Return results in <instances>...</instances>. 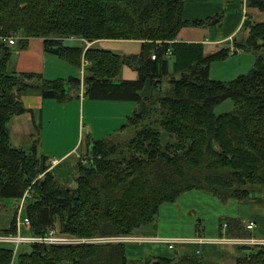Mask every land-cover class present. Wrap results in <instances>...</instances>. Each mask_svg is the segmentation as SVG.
Returning <instances> with one entry per match:
<instances>
[{
    "label": "trees",
    "instance_id": "obj_1",
    "mask_svg": "<svg viewBox=\"0 0 264 264\" xmlns=\"http://www.w3.org/2000/svg\"><path fill=\"white\" fill-rule=\"evenodd\" d=\"M184 3L0 0V37L13 31L27 39L42 38L47 52L77 66L83 54L88 62L83 79L86 98L138 106L122 127L131 132L130 138L88 139L86 164L79 161L75 166L77 187H64L48 172L47 158L39 155L36 140L28 150L11 145L8 125L13 117L30 112L20 95L34 90L44 99L64 102L67 86L35 74L7 72L11 49L0 42V207L7 208L6 200L16 202L28 191L27 235L45 236L57 225L61 234L76 238L129 236L151 225L160 205L188 191L226 203L256 199L254 188L264 189V21L246 19L242 37L232 41L235 52L254 54L252 69L230 82H213L210 64L225 51L205 57L201 44L176 42L183 28L209 23V19L184 20ZM245 4L264 9V0ZM70 37L142 44L138 55L119 57L98 49L83 53L62 47ZM123 66L134 70L137 79L115 83ZM80 85L79 80L71 81L75 89ZM226 100L233 109L216 116L215 107ZM226 226L228 237L247 238L240 221L229 219ZM0 234H16L14 216L8 227H0ZM245 248L248 255L236 264H264V245ZM27 249L12 264H130L121 243L29 244ZM11 253L10 247L2 248L0 264H9ZM140 264L200 262L184 256L156 257Z\"/></svg>",
    "mask_w": 264,
    "mask_h": 264
},
{
    "label": "crops",
    "instance_id": "obj_2",
    "mask_svg": "<svg viewBox=\"0 0 264 264\" xmlns=\"http://www.w3.org/2000/svg\"><path fill=\"white\" fill-rule=\"evenodd\" d=\"M182 18L186 21H204L209 19V23L202 26L183 28L178 33L176 42L201 44L205 57L225 51V56L223 55L221 59L211 62L208 73L210 81L230 82L241 75L247 74L252 69L255 60L254 54L242 51L235 52L232 41L233 39L242 37L243 33L241 29L246 19H250L255 23H262L264 21V9L260 11L256 8H247L245 0H185ZM77 41L79 40L65 39L62 42V47L81 49L83 53L88 49H98L124 57L138 55L142 44L141 41L137 40H98L86 42L85 44L79 41L76 46L65 45V42L73 43ZM10 49L11 57L6 65L7 72L35 74L45 81H63L66 84L65 86H67L66 95L68 98L64 102L48 100L42 98L34 90L20 95V102L30 112L15 116L10 120L8 125L10 143L16 148H21L28 144L31 147L33 145L32 138L35 136L39 155L47 158L49 164L48 172L60 185L69 189H75L77 187L75 182L76 163L81 161V163L86 164L87 143L82 146V142H79L81 138L80 132L79 135L75 133L74 136L75 127L77 130H80V125L83 126V124H80V121L83 118L84 109L91 110L92 116H90L89 122H87L90 129L99 128V138L97 140H119L117 137L125 131H122V127L126 123L127 117L134 113L138 106L132 102L129 105H120L119 103L125 101H93L86 98L83 95V79L88 62L85 61L84 63L80 60V64L77 66L67 62L58 55L47 52L42 38H30ZM137 77V73L134 70L128 66H123L119 78L115 83L122 80H136ZM72 80L80 81L81 85L79 89L71 86ZM72 94L74 97L71 96ZM57 108L62 110L63 113L61 114L66 113L68 116L64 115L55 119V132L52 136L48 137L49 146L46 147L42 141L44 137L40 132L42 133L43 130L41 131L40 122L37 123V116L39 115L42 120L44 111H53ZM67 117L70 118V122L67 121ZM36 126L39 127L38 133L36 132ZM25 137L26 144L17 142V140ZM68 138L69 141H66ZM89 138L88 134L87 141ZM13 143L17 146L13 145ZM77 147L79 150L81 149V152L79 151L78 157L75 156L74 161L71 162L69 161V157L75 153ZM80 155H82L81 159H79ZM190 192H196V190ZM184 194L177 199L179 201L176 200L160 205L159 209L163 205L171 204L163 208H167L169 211L171 207L170 211L174 212L173 215L164 217L157 213L158 220L154 221L150 227L148 225L138 233L129 236L109 237L114 240L122 237L128 239L126 242L121 243L124 245L128 263L140 264L146 259L156 257L175 259L187 256L197 259L200 264H236L238 258L248 255L249 250L245 247L249 248L258 245L250 244L248 240L254 239L264 243V217L252 214L251 210L248 209L249 205H246L248 213L245 216L250 218L249 220L241 218V214L231 212V216L222 222L220 217L226 215L228 209L227 207L220 206L218 203H214L216 217L208 228L201 217L197 221L200 208L195 202L192 203V200L195 198L200 201L202 198L205 200L206 197L204 195H201L203 196L201 197L194 193V195H190L191 197L189 198L191 200L188 201ZM210 197L217 199L213 196ZM207 200L214 202L212 199ZM18 202L19 200L13 202L12 206L14 210L7 211L10 215H7L8 219L4 223L0 219V227H8L13 216L16 221L17 209H15V206H17ZM2 208L3 206L0 207V214ZM187 211L189 213L186 216L184 213ZM24 213L25 209L20 212V216L25 217ZM229 219L240 221L244 227L248 223H253L254 228L251 230L245 228L246 239L228 237L226 223ZM17 232L27 234V228L22 226L16 227ZM137 238H162L176 241V244H174L173 249H169L168 244L165 243L152 240L148 242L132 240ZM7 247L9 248L10 246L0 244V250Z\"/></svg>",
    "mask_w": 264,
    "mask_h": 264
},
{
    "label": "rangeland",
    "instance_id": "obj_3",
    "mask_svg": "<svg viewBox=\"0 0 264 264\" xmlns=\"http://www.w3.org/2000/svg\"><path fill=\"white\" fill-rule=\"evenodd\" d=\"M10 33H12L14 35V39H17L16 40V44L13 46V47H16L19 45V43L22 41V39L24 38L25 40L27 38L24 37V35H21L20 33H16V32H9L8 34L6 33V36H8ZM2 37H5V36H2ZM29 39V38H28ZM27 39V40H28ZM70 39H78L80 42L82 43H86L88 41H86L85 39H79L77 37H70ZM79 41L77 42H73V43H70V42H65V45L67 46H76L77 43H79ZM75 43V44H74ZM8 48H13V47H10V46H7ZM81 61H83L85 63V61H87L83 56L81 58ZM166 82V81H165ZM169 86L164 83L163 84V89H167ZM73 96V94L71 95ZM74 97V96H73ZM130 102H122V103H119L120 105H129ZM233 109V104L230 100H226L222 103H220L218 106L215 107L214 109V114L216 116H219V115H222V114H226L228 112H231V110ZM122 110V109H121ZM120 110V111H121ZM63 113L62 110H60L59 108H57L56 110H53V111H44V116L42 117V120L40 119L39 115L37 116V123L40 122L41 124V131L43 130V132L40 134L43 135L44 137V140L43 143L44 145L47 147L49 146V143L47 141L48 137L52 136L55 132L54 130V127H55V119L60 117V116H68V114H61ZM127 114V113H126ZM91 115V110L85 108L84 109V113H83V118H81V121H80V124H83V126L80 125V130L75 127L74 129V136H75V133L79 135V132L81 133L80 134V139H79V136H78V139H79V142H82V146L86 143H88L89 141H87V138H88V134L90 136L89 139H94V140H97L99 138V128H94L93 130L90 129V126L87 124V122H89V118H90ZM67 121L70 122V118L67 117ZM49 128H52V129H49ZM156 129L159 131V127ZM131 132L129 130H126L124 132H122L121 134H119V136L117 137V139L119 140H128L131 136L130 134ZM40 138V136H39ZM106 138H109V137H106ZM105 138V139H106ZM36 138L34 136V138H32V143L33 141H35ZM22 142L23 144H26L27 141H26V137L25 138H21L19 140H17V142ZM66 141H69V138L66 140ZM79 142H78V145H79ZM13 145H15V143H13ZM17 146V145H15ZM16 148V147H14ZM18 149H22V150H28L30 149V144L26 145V146H23V147H19ZM77 149V150H76ZM75 150V153L69 157V161L73 162L74 159H75V156H77V154L79 153V151L81 152V149L79 150V148L77 147ZM39 153V152H38ZM40 154V153H39ZM78 157V156H77ZM82 158V155L79 156V159ZM77 159V158H76ZM191 191H195V190H191ZM254 196H256V199H247L243 202H238V201H229V202H226V203H222L220 201H218L217 199H214L212 197H210L208 194L206 193H203V192H190V193H187V194H184L186 195V199H188V201L191 200V197L190 195H194L197 194L198 196H201V195H204L206 197L205 200H203V198L198 201L197 198H195L194 200H192L193 202L192 203H196L199 208H200V211H199V216L197 218V221L199 220V218L201 217L205 223L207 224L208 228L210 227L212 221L214 220V218L216 217V212H215V204L214 203H218L220 206L222 207H227L228 209V213H226V215H222L220 218V220L223 222L226 220V218L230 217L231 215V212H236L238 214H241V218H243L244 220H249L250 218L248 217H245L248 213V210L246 208V205H249L250 207H248L249 210H251V213L256 215V216H259V217H264V189L262 188H259V187H255L254 188ZM252 196V197H254ZM203 197V196H201ZM207 199H212V201L214 202H210L209 200ZM254 200V201H253ZM179 201V200H177ZM259 203H257V202ZM251 202V203H250ZM229 203V204H227ZM13 204V201L11 200H6L5 201V205L9 208L11 205ZM171 204H166V205H163L159 211H158V215L160 214V216H164V217H168L170 215H173L174 212H171L170 209L171 207L169 208V211L167 208H163L164 206H170ZM5 209V207L2 208V212L0 214V219L1 221L4 223L6 221L7 218V215H10L8 212H10L11 209ZM8 211V212H7ZM12 211V210H11ZM189 211V210H188ZM185 212L184 215H188L189 212ZM176 212V211H175ZM176 214V213H175ZM158 215H157V219L155 221L158 220ZM150 227V225H149ZM246 228V226H245ZM247 229V228H246ZM249 230V229H247ZM22 234V233H21ZM141 234V233H139ZM2 235V234H0ZM23 235H27V234H23ZM4 236V235H3ZM97 242L94 243V244H108V243H113L112 239L109 238V237H97ZM248 240V239H247ZM237 242H240V241H237ZM252 242H257V240H254V239H251L248 240V243L250 244H253ZM27 245L29 244H19L17 246V252L15 255H13V253L11 254V258H10V263L9 264H12L13 263V260H15L17 254L21 251H25V250H28L27 249ZM259 245V244H258ZM260 245H264V243H260Z\"/></svg>",
    "mask_w": 264,
    "mask_h": 264
},
{
    "label": "built area",
    "instance_id": "obj_4",
    "mask_svg": "<svg viewBox=\"0 0 264 264\" xmlns=\"http://www.w3.org/2000/svg\"><path fill=\"white\" fill-rule=\"evenodd\" d=\"M16 40L14 39V35L10 33L8 36L0 37V42L4 43L6 46L13 47L16 44ZM155 56L152 55V59H154ZM29 198V193L26 191L23 195V197L19 200L17 206H15V209H17V215H16V227L19 228L22 227H28L29 221L26 217L20 216V212L24 211L26 207V200ZM246 228L251 230L254 228L253 223H248L246 225ZM128 240L125 237L112 239L113 242L117 243H123ZM134 241L139 242H148V241H155L159 243H165L168 244L169 249L174 248V244H176V241L168 240V239H162V238H155V239H148V238H137L132 239ZM98 240L97 238H76L68 235L61 234L59 232V228L57 225L52 227L48 230L45 236H38L34 237L31 235H23L19 232H17L15 235H0V244L3 245H9L13 255L17 252V246L19 244H40V245H49V246H78V245H84V244H94ZM251 241V240H250ZM253 244H260L262 242H252Z\"/></svg>",
    "mask_w": 264,
    "mask_h": 264
},
{
    "label": "bare ground",
    "instance_id": "obj_5",
    "mask_svg": "<svg viewBox=\"0 0 264 264\" xmlns=\"http://www.w3.org/2000/svg\"><path fill=\"white\" fill-rule=\"evenodd\" d=\"M12 254V253H11Z\"/></svg>",
    "mask_w": 264,
    "mask_h": 264
}]
</instances>
